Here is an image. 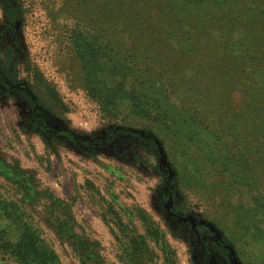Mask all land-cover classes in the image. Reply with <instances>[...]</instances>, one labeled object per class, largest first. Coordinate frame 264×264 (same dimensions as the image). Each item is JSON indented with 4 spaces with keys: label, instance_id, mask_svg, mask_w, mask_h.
I'll return each instance as SVG.
<instances>
[{
    "label": "rangeland",
    "instance_id": "rangeland-1",
    "mask_svg": "<svg viewBox=\"0 0 264 264\" xmlns=\"http://www.w3.org/2000/svg\"><path fill=\"white\" fill-rule=\"evenodd\" d=\"M155 1V16L160 7L174 13L181 2ZM132 3H126L129 14L140 13ZM91 5L100 2L0 0V264H37L32 255L14 252L22 229L45 264H264V163L238 162L235 151L224 149L208 161L207 151L133 115L129 101L105 109L86 89L71 38L76 19L109 34L105 21L91 17ZM182 7L183 24L171 34L163 32L177 21L161 15L153 33L139 21L141 35L135 26L105 40L131 53L153 36L154 59L145 54L140 64L153 62L158 71L165 59L177 70V82L191 68L193 75L200 72L213 39L221 38L218 23L235 29L227 34L233 41L246 38L245 49L264 55L262 19L233 15L230 6L205 29L195 24L209 7ZM178 33L196 41L184 48ZM214 54L207 85L215 95L226 93L229 82L239 89L236 103L251 89L264 100L263 59L232 60L230 67ZM38 96L47 106L36 104ZM250 183L256 190L249 191Z\"/></svg>",
    "mask_w": 264,
    "mask_h": 264
},
{
    "label": "trees",
    "instance_id": "trees-1",
    "mask_svg": "<svg viewBox=\"0 0 264 264\" xmlns=\"http://www.w3.org/2000/svg\"><path fill=\"white\" fill-rule=\"evenodd\" d=\"M78 1L79 4L90 2V0ZM98 1L100 5L96 7L91 5L94 7L89 11L93 20L97 18L99 21H105L106 27H109V34H105L107 29H101L97 24L89 27L87 23L76 19L71 38L73 49L85 75L86 89L96 96L105 109L118 106L122 100L129 101L133 115L139 118H148L160 130L167 132L170 138L180 144L185 145L187 142L191 144L192 148L207 151L203 158L208 161H214L213 153L218 152V149H224L235 151L234 154L238 157V162L245 160L251 164L255 161L264 163V100H261L258 95L260 90L251 89L250 92L245 90L244 97L236 103L235 93L239 92L237 85L230 87L228 82L225 88L226 93L221 96H217L218 92L213 89V84L207 85V77L212 76L215 70L212 67L215 65L213 63L215 52L221 54L223 56L222 63H227L230 67H232L230 62L232 60L239 64H246L248 60H258L259 58L264 60V55L259 53L260 56H258L253 54V49L252 52L251 49H245L244 46L248 39L242 38L233 41L235 37L227 34L235 33V29L227 24L218 23L220 26L218 34L221 38L213 39L212 48L214 50L211 55L209 54V57L202 61V69L197 72V75L192 74L193 68H191L184 77H181V82L175 81L177 70L170 67L169 61H165V59L164 67L158 71L151 68L150 64L153 62L147 66L140 64L141 57L145 54H147L145 58L150 56L154 59L153 36H145L143 45L136 47L131 53L116 51L114 40H105L110 39V36H116L117 30L120 33L126 32L128 27L135 26L137 33L141 35L143 30L139 28V21L142 23L140 26L147 33H153L150 30L159 24L154 20L161 19V15L169 16L168 20L173 18L177 21L176 24L170 25L163 32L171 34L174 27L180 28V24H183L180 16L183 12L182 6L185 8L202 5L209 7L211 9L209 13L204 11L206 15H200L195 24V26L199 27L200 25L205 29L210 26L209 23L213 20L218 22L217 19H221V16H227L223 13L230 12V6L233 8V15L256 17L264 21V0H181L180 3H176L177 9L174 10V13H169L164 7H160L157 16L154 14L155 5H157L155 0H130L133 2L132 5L142 7L138 10L140 13L136 14H129L130 11L126 10V8L129 9V5L126 6L128 0ZM13 13L15 10H12ZM204 18L206 19L205 25L200 21ZM136 23L137 25H135ZM184 25L187 26L190 23L186 20ZM178 35L185 37L180 33ZM180 38L176 37L175 39L180 40ZM195 41L196 39H193L191 34L190 36L187 34V37L179 42H185L184 48H187L191 42ZM246 45L250 46V44ZM230 53H234L235 57L229 58ZM225 66L227 67L226 64ZM262 68L264 69V67ZM115 77L119 80L118 83L114 81ZM203 80H206L203 87H194ZM128 82L129 85H127ZM204 87L205 89H201ZM31 88L39 95L38 91ZM49 88L48 86L46 89L49 91ZM54 97L56 98L55 95ZM30 100H32L31 103L37 101ZM46 103L48 104L38 96L36 104L47 106ZM205 116L216 118L215 123H206L203 119ZM226 117L234 121L228 124ZM231 143L234 145L231 146ZM243 148L246 151L245 155L242 153ZM222 165L223 168L228 166L227 163ZM238 178L233 177L239 181ZM250 185L249 191L256 190L252 188V183ZM260 208L264 211L263 195ZM27 231V229H22L20 242L14 246V252L17 251L22 258H30L32 255L37 264H45L42 260V250L32 241ZM7 245L13 246L11 243Z\"/></svg>",
    "mask_w": 264,
    "mask_h": 264
}]
</instances>
